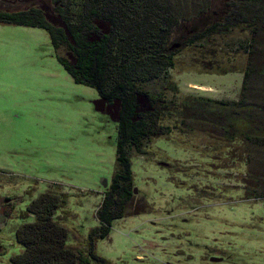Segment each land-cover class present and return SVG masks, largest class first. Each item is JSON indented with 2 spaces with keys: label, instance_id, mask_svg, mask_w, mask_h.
I'll list each match as a JSON object with an SVG mask.
<instances>
[{
  "label": "rangeland",
  "instance_id": "374dc122",
  "mask_svg": "<svg viewBox=\"0 0 264 264\" xmlns=\"http://www.w3.org/2000/svg\"><path fill=\"white\" fill-rule=\"evenodd\" d=\"M169 1L193 10L206 0ZM40 3L0 0V10ZM249 55L264 70V22L254 34L238 26L184 47L141 88L176 103L202 96L264 105V71L242 90ZM118 108L70 78L44 29L0 23V264L20 252L14 230L33 220L25 208L44 191L65 194L53 217L66 245L82 247L98 225L101 183L115 169ZM163 123L170 132L129 158L133 201L143 210L114 219L95 253L111 264H264V139L226 140L193 119Z\"/></svg>",
  "mask_w": 264,
  "mask_h": 264
},
{
  "label": "trees",
  "instance_id": "16d2710c",
  "mask_svg": "<svg viewBox=\"0 0 264 264\" xmlns=\"http://www.w3.org/2000/svg\"><path fill=\"white\" fill-rule=\"evenodd\" d=\"M40 1L39 6L24 10H0V23L44 29L57 62L75 83L93 88L104 101H118L115 169L95 211L98 225L89 231L82 247L66 245L67 231L53 217L65 203V194L44 191L25 208L33 220L15 228L14 241L21 250L9 261L111 264L95 253V242L106 236L114 219L143 210L133 201L129 158L131 153L145 155L147 140L170 132L165 119L210 123L226 140L235 135L264 139V105L202 96L176 103L141 88L142 83L163 77L173 66L174 56L188 45L238 26L254 34L264 22V0H225L222 7L206 0L193 10L169 0ZM99 22L106 24L105 31ZM255 61L247 57L242 90L249 75L264 71Z\"/></svg>",
  "mask_w": 264,
  "mask_h": 264
},
{
  "label": "water",
  "instance_id": "95a60500",
  "mask_svg": "<svg viewBox=\"0 0 264 264\" xmlns=\"http://www.w3.org/2000/svg\"><path fill=\"white\" fill-rule=\"evenodd\" d=\"M101 184H102L103 188H106L107 184H106L105 180H103ZM133 193H135V189L134 188H133Z\"/></svg>",
  "mask_w": 264,
  "mask_h": 264
}]
</instances>
